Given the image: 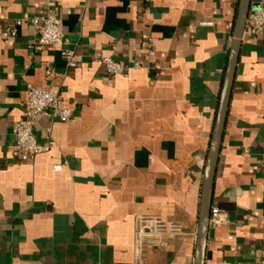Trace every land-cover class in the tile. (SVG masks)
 <instances>
[{"label": "crops", "instance_id": "crops-1", "mask_svg": "<svg viewBox=\"0 0 264 264\" xmlns=\"http://www.w3.org/2000/svg\"><path fill=\"white\" fill-rule=\"evenodd\" d=\"M237 2L0 0V264H193ZM261 6L251 0L250 10ZM47 12L62 21L74 67L58 46L35 43L28 18ZM94 54L140 68L113 76ZM26 84H58L71 113L38 114L37 140L56 146L22 160L11 129ZM212 207L229 223L209 225L204 264H264L261 36L242 37Z\"/></svg>", "mask_w": 264, "mask_h": 264}, {"label": "built area", "instance_id": "built-area-1", "mask_svg": "<svg viewBox=\"0 0 264 264\" xmlns=\"http://www.w3.org/2000/svg\"><path fill=\"white\" fill-rule=\"evenodd\" d=\"M36 36L35 43L39 45H53L60 48V54L65 58L68 67L76 65V55L73 49L66 46L64 40V31L60 18L47 12L43 15H34L28 18ZM21 21L17 20L16 24ZM261 36L264 38V6L251 9L245 20L243 36L253 37ZM93 58L101 63L106 72L110 75H126L131 69L140 68L136 60L130 63L112 60L109 57L94 54ZM44 74H51L50 66H47ZM60 87L58 84H51L46 87H37L32 84H26L24 89V110L21 118L11 129L12 135V155L22 160L34 158L37 154L50 150L55 147V142L48 138L45 142H39L35 136L33 125L38 114H49L51 117L62 121L70 118V108L60 107ZM229 223L227 215L216 207H211L209 225L226 226ZM153 230L160 231L163 225L160 222L150 224ZM144 228L137 229V234L141 235Z\"/></svg>", "mask_w": 264, "mask_h": 264}, {"label": "water", "instance_id": "water-1", "mask_svg": "<svg viewBox=\"0 0 264 264\" xmlns=\"http://www.w3.org/2000/svg\"><path fill=\"white\" fill-rule=\"evenodd\" d=\"M251 8V0H238L232 26V40L228 49L213 125L203 164L199 203L196 216V235L193 264H204L209 217L212 207V189L219 157L227 108L241 46L244 24Z\"/></svg>", "mask_w": 264, "mask_h": 264}]
</instances>
